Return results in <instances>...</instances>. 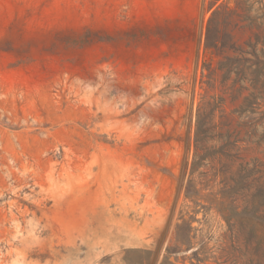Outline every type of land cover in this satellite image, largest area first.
I'll return each instance as SVG.
<instances>
[{"label": "rangeland", "instance_id": "1", "mask_svg": "<svg viewBox=\"0 0 264 264\" xmlns=\"http://www.w3.org/2000/svg\"><path fill=\"white\" fill-rule=\"evenodd\" d=\"M261 85L264 0H0V264H264Z\"/></svg>", "mask_w": 264, "mask_h": 264}, {"label": "trees", "instance_id": "2", "mask_svg": "<svg viewBox=\"0 0 264 264\" xmlns=\"http://www.w3.org/2000/svg\"><path fill=\"white\" fill-rule=\"evenodd\" d=\"M216 14H218V11H215L213 13V16H215ZM211 22H212V19H211L210 23ZM206 48L213 49L217 53L220 52V49L217 47V44H211V45L207 44ZM263 91H264V85H261L259 87V89L257 88V97H254V95H253L252 97H254V99L252 101L245 99L243 101L244 105L236 113H238V115H242L245 111H247L248 113H251V111L255 110V109L251 110L252 106H254L255 108H259L258 107L259 104H257L256 101L257 100H264V92ZM248 109H250V110H248ZM214 129H215V126L212 123V115L211 114L208 116H201L200 113H197L196 129H195V133H194V143H195L196 149L200 148L203 140H206V139L212 140L211 134H212V131H214ZM233 134H235V132L229 133V131H226L224 137H225V143L227 146L233 145V143L230 142L231 135H233ZM244 181H245V185L243 186L241 191H243L242 198H243L244 208H247L248 206H254L255 202H254V196H250L248 194L249 191L253 188L252 181H251V183H249L247 176L245 177ZM186 197L191 198L192 195L186 194Z\"/></svg>", "mask_w": 264, "mask_h": 264}]
</instances>
